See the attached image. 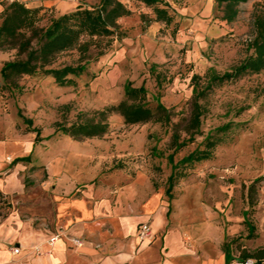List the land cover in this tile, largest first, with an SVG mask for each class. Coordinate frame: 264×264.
Segmentation results:
<instances>
[{"label": "rangeland", "instance_id": "rangeland-1", "mask_svg": "<svg viewBox=\"0 0 264 264\" xmlns=\"http://www.w3.org/2000/svg\"><path fill=\"white\" fill-rule=\"evenodd\" d=\"M119 1L130 11L118 21L123 38L114 39L102 56L87 63L81 75L68 77L72 81L68 86L40 74L18 79L20 88L13 90L0 77V143L6 148L5 162L11 163L12 172L17 171L25 193L37 191L48 177L61 173L96 186H109L115 175L143 173L153 189L162 190L165 199L186 211L188 220L225 227L233 250L252 247L261 236L264 240V179L252 185L264 177V70L215 86L198 99L193 90L196 83L199 88L205 86L210 73L231 72L253 54V21L256 15H264V1L239 4L237 16L227 22L223 6L213 0H159V7L171 17L169 23L156 21L153 8L137 0ZM98 2L23 3L44 8L39 23L44 27L51 18ZM15 56V50H0V69ZM84 62L72 49L59 54L48 68ZM126 83L143 86L149 106L155 107L158 100L171 112L170 122L126 125L113 113L107 119L109 131L100 138L76 140L55 132L56 124L69 126L117 105L124 100ZM195 101L202 107L197 131L190 129ZM24 119L31 120V126ZM208 135L219 140L211 158L181 165L184 157L204 148ZM174 137L184 143L178 150ZM20 158L27 159L17 161ZM0 191L11 204L0 222L26 220L23 201ZM243 213L254 227L252 232Z\"/></svg>", "mask_w": 264, "mask_h": 264}, {"label": "crops", "instance_id": "crops-1", "mask_svg": "<svg viewBox=\"0 0 264 264\" xmlns=\"http://www.w3.org/2000/svg\"><path fill=\"white\" fill-rule=\"evenodd\" d=\"M5 157L6 148L0 143V176H4L0 190L22 200L28 216L0 222V264H233L243 251L264 249L261 236L252 247L233 250L225 227L188 220L186 211L165 199L162 190L153 189L143 173L115 175L109 186L61 173L48 177L37 191L25 193ZM243 220H247L244 213ZM143 224L149 226L151 237L140 241ZM53 237L57 238L50 242ZM74 240L80 243L75 245Z\"/></svg>", "mask_w": 264, "mask_h": 264}, {"label": "trees", "instance_id": "trees-1", "mask_svg": "<svg viewBox=\"0 0 264 264\" xmlns=\"http://www.w3.org/2000/svg\"><path fill=\"white\" fill-rule=\"evenodd\" d=\"M147 7H152L156 15V21L169 23L171 17L167 15L165 9L159 7V0H137ZM218 6H223V19L231 22L238 14L239 4L248 0H213ZM264 1V0H263ZM3 11L0 14V50H15L16 56L13 60L5 62L0 69L2 81L13 90L20 87L16 83L24 76L49 75L59 86H68L71 79L77 77L86 70V65L91 60H96L102 56L114 39H122L123 33L120 31L118 21L128 17L130 11L119 0H99L98 4L88 8L77 6L73 11L64 13L56 18H51L44 27L39 26L43 17L44 8H29L23 2L12 1L4 3L0 0ZM255 36L251 41L250 48L253 54L231 72L217 75L210 73L203 87L196 83L193 93L195 98L202 97L211 92L215 86L235 80L249 73H259L264 70V15H256L253 21ZM75 49L80 55L83 64L76 66H63L61 68H48L53 64L56 57L68 50ZM193 76L192 79H197ZM147 92L143 86L134 88L130 83L124 86V100L115 106L108 107L89 119H81L69 126L56 124L55 132L69 136L76 140L100 138L109 131L108 116L118 114L123 118L126 125H137L150 121L168 124L171 112L166 109L158 100L155 107H150L147 103ZM201 106L195 101L192 105V115L190 119V129L197 131L202 115ZM24 122L31 126L29 119ZM39 134L37 130H34ZM193 135V134H192ZM193 137V136H192ZM192 137L190 139H192ZM175 150L183 146L178 137H174ZM219 144L218 139H213L212 135L205 137L203 149L197 150L180 163L190 164L209 160L213 149ZM27 158H20L17 161H25ZM172 161V157L169 156ZM175 175H171L169 186L172 185ZM264 177L257 178L252 185ZM250 185L249 188L252 187ZM11 208V204L6 201L0 191V220L4 219ZM1 210L4 213H1ZM245 224L252 232L254 227L246 220ZM241 259H256L258 262L264 260V249L254 253H241Z\"/></svg>", "mask_w": 264, "mask_h": 264}, {"label": "built area", "instance_id": "built-area-1", "mask_svg": "<svg viewBox=\"0 0 264 264\" xmlns=\"http://www.w3.org/2000/svg\"><path fill=\"white\" fill-rule=\"evenodd\" d=\"M151 237V230L147 224H143L139 227L138 231V238L140 241L147 240ZM57 237H53L50 242H53L56 240ZM73 243L75 245H78L80 241L74 240ZM19 250L18 249H13L14 254H18ZM233 264H255L253 260L246 259V260H236Z\"/></svg>", "mask_w": 264, "mask_h": 264}]
</instances>
